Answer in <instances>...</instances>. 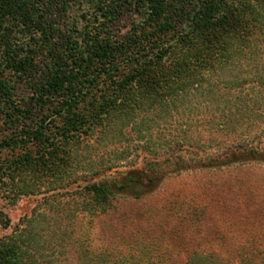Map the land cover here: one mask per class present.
<instances>
[{
  "label": "trees",
  "instance_id": "trees-1",
  "mask_svg": "<svg viewBox=\"0 0 264 264\" xmlns=\"http://www.w3.org/2000/svg\"><path fill=\"white\" fill-rule=\"evenodd\" d=\"M126 10L140 20L117 38L111 26ZM24 87L29 99L18 95ZM162 124L168 154L149 145L153 156L123 167L130 145L117 146L114 160L84 166L83 148ZM3 153L0 184L19 182L23 196L73 187L66 211L99 220L117 215L122 198L154 195L168 175L264 165V0H0ZM237 183L194 186L184 214L160 229L174 241L183 234L176 224L186 225L180 245L139 231L120 263L66 230L59 247L78 264H264V232L255 228L236 227L229 254L227 241L199 238L223 215L228 190L247 205ZM40 243L18 227L0 239V264H47Z\"/></svg>",
  "mask_w": 264,
  "mask_h": 264
},
{
  "label": "rangeland",
  "instance_id": "rangeland-1",
  "mask_svg": "<svg viewBox=\"0 0 264 264\" xmlns=\"http://www.w3.org/2000/svg\"><path fill=\"white\" fill-rule=\"evenodd\" d=\"M139 20L140 15L136 10L124 11L119 21L111 26L114 36L117 38L125 36ZM18 95L29 99L30 91L24 87L19 90ZM158 128L155 127L147 131L148 128L142 126V134L135 135L132 130H128L124 131L122 136L113 137L114 141L111 140V137L106 141L102 140L101 143H93L82 149V160L85 161L83 164L89 168L90 162H94V160L96 162L114 160L117 146L120 148L130 145L128 159H124L120 163L123 167L139 166L145 156H153L146 150L149 145L160 152L161 156H164L168 154L166 148L168 133L165 125L162 124V128ZM161 129L164 130V133H160ZM7 156V153L0 154V160H5ZM185 158L191 160L189 156ZM85 167L81 169L83 170L81 174L86 178L89 177V172ZM169 171L172 172L171 169ZM216 177L236 180L238 182L237 190L240 189V202L247 205L245 207L237 205L233 189L228 190L229 195L225 199L227 202L222 204L223 211L220 210L221 207L218 210L222 211L223 215L218 213V217L214 218L212 224L206 228L209 230L205 229L206 235L198 236L200 239L227 241L228 248H223V251L229 254L231 252L229 242L234 237L232 234L237 233L236 227L239 229L252 227L264 232L263 164L251 163L222 172L204 173L198 177H195L193 172L168 175L157 193L140 201L122 198L118 204L119 213L101 220L85 215L73 217L69 211H66L65 202L70 197L73 187L67 190L57 185L47 192L43 191L38 196H23L20 195L19 182L6 180L0 184V239L12 235L18 227L26 228L32 232L33 240L41 242L40 244L44 247L42 254L45 263L78 264V258L73 251L70 252L69 249L59 247L58 236L66 230L71 235L70 237H78L81 242L87 243L90 239L94 240L98 248L107 249L120 263L124 256L129 257L126 246L139 231L149 230L150 236H158L159 243L165 245H169L170 241L182 244L185 237H188L185 235L188 229L186 225L176 224L178 232H183V234L174 241L171 234L160 230L161 226L170 225L173 227L174 222L168 220V215L177 217L184 214L187 208V199L195 192L194 186L201 179L210 180ZM7 220H10L9 225H6ZM236 221L237 223H235Z\"/></svg>",
  "mask_w": 264,
  "mask_h": 264
}]
</instances>
